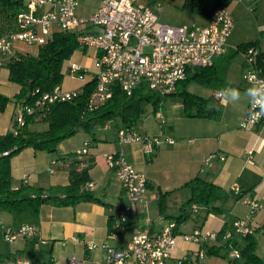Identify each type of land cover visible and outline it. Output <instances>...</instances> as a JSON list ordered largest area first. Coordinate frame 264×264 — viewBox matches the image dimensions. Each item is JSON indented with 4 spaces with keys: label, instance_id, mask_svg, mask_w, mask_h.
Wrapping results in <instances>:
<instances>
[{
    "label": "crops",
    "instance_id": "0c3cea01",
    "mask_svg": "<svg viewBox=\"0 0 264 264\" xmlns=\"http://www.w3.org/2000/svg\"><path fill=\"white\" fill-rule=\"evenodd\" d=\"M88 1L90 2L89 10L82 7L84 0L80 1V5L76 9L77 17L92 16L99 10L103 2V0ZM136 1L150 6L160 15L157 0ZM171 2L170 0L166 4L165 9L171 8ZM256 4L259 6L255 11L256 14L260 12L262 15L257 20L261 37H255L256 39L236 38L234 37L235 25L228 38L227 49L230 45L237 44V47L245 42L258 41L261 50L264 51L262 42L264 0H256ZM24 6L25 0L24 5L18 8L9 11L0 9V35L16 31V17L24 9ZM208 20L202 18L201 24L206 25ZM56 31L58 30L54 29V32ZM95 31L97 28L91 25L80 28V32L92 33ZM17 48V53L11 60L17 58L22 52H28L21 50L18 46ZM241 55V60L238 63L239 67L242 66L241 69L239 68L240 72H243V67L246 66L245 56ZM6 56L8 55L0 53V93L10 98V101L5 111L0 112V135L14 130L15 117L22 109L21 103L15 98L20 91V86L16 83L13 85V82L9 80L8 64L11 60H6ZM4 65L8 68L6 75H3L2 67ZM69 66L66 69L69 79L81 81V84L77 87H65L61 83L65 91L79 90L93 79L95 71L87 73L85 81L71 77ZM238 84L243 85L242 80ZM236 86L234 84V87L241 91V99L235 104H223L221 99L215 96L216 91L225 87L213 89L212 98H206L209 100L208 109L212 115L206 117L187 116L182 99H179L182 103L181 106L180 102L170 98L166 110L168 127L167 130L164 129V132L166 136L175 139V143L163 142L154 154L145 153L140 142L121 143L118 135L120 128L113 129L107 124L97 131L96 136L93 135V139L88 133L78 139L73 136L62 141L58 145L56 153L46 150L37 151L28 147L13 156L10 161L13 188H19L24 184L44 189L65 186L70 182V173L73 168L82 170L87 167L90 177L88 183L93 184V187L88 188L87 186V188L95 193L99 201H84L68 206L45 203L40 207L38 214L29 210L18 211L0 208V227L2 229L33 224L39 231L35 238L18 239L13 243H8L5 238H1L0 258L20 257L40 262L47 261L52 264H67L72 257L84 260V264H96V260L105 262L108 252L103 248L104 245L122 249L129 248L136 233L158 234L168 224L176 223V217L181 215L184 209H187L186 212L194 222L188 228L181 225L177 229L180 235L173 251V257L183 259L184 264H199L200 262L233 264L228 258L227 241L222 237L216 242H208L204 247L205 257L198 258L196 252L200 250L201 246L185 240L181 234L192 233L201 227L220 234L227 224H232L236 218L245 217L249 213V205L244 202L243 198L252 196L262 205V209L254 219L253 236L256 240V253L264 264V121L251 130L241 127L249 108L247 98L243 93L251 84L248 82L246 88ZM32 125L37 128L39 122ZM86 141L91 142L88 156L82 159L78 158L76 162L74 160L63 161L57 164L53 173L49 171L53 159L70 153L74 154L83 147ZM249 151L252 153L249 154ZM108 154L123 155L138 171L144 172L149 180L145 200L135 205L134 212L129 216V221L121 227L117 226L118 213L127 201V195L116 170L111 168L107 162ZM212 154H217V156L207 161ZM221 156H224V159ZM26 176L28 177L25 180ZM196 176H202L226 191H230L234 185H238L241 188V193L231 192L227 200L220 201L218 205L222 207V210L218 212L211 211L208 207L200 204H197L199 210L194 211L192 205L196 203H192L188 209L190 193L183 186ZM160 191H174L168 196L165 212H161L160 209ZM193 212L196 215H192ZM111 217H114V222L111 221ZM111 227L115 228V231L112 232ZM0 234L2 235V231ZM77 237L94 242L99 247L88 250L84 243L75 241ZM234 241L240 248L245 247L249 242L246 237L241 236H236ZM242 261L244 262L245 259Z\"/></svg>",
    "mask_w": 264,
    "mask_h": 264
},
{
    "label": "built area",
    "instance_id": "2783aa9c",
    "mask_svg": "<svg viewBox=\"0 0 264 264\" xmlns=\"http://www.w3.org/2000/svg\"><path fill=\"white\" fill-rule=\"evenodd\" d=\"M81 0H25L24 9L16 17L17 29L14 32L0 36V53L14 55L17 53V42L41 46L53 36L54 29L77 32L79 46L95 47L98 49L96 69L93 79L96 87L88 102L89 109H98L112 98L115 86L122 88L128 95L145 83L148 87L162 96L176 91L179 82L185 80L191 68L208 67L215 59L227 50V41L231 35L235 20L227 7H219L209 18L206 25L193 24L190 27H173L161 22L159 15L147 5L136 0H103L99 10L88 18L76 16V9ZM169 0H157L159 10H164ZM85 25L95 26L97 31L92 33L80 32ZM253 53V49L249 50ZM71 59V58H70ZM248 63L253 58H247ZM88 71L76 62H71L69 75L86 80ZM1 74V69H0ZM264 79V71L248 67L245 79L252 84V78ZM83 91H65L61 85L52 91L40 94L33 104H27L15 117L18 126L26 122V116L43 110L56 102L69 101ZM220 91L215 96L220 99ZM264 121V117L254 120L249 116V108L241 127L251 130ZM165 114L160 115V123L166 124ZM121 143L140 142L144 152L154 154L163 143L173 144L175 139L165 135L164 130L159 135H142L135 130L120 128L118 131ZM90 142L86 141L75 154L79 158L89 155ZM249 154L252 151L248 152ZM8 152L5 153V155ZM217 154L208 157L210 161ZM224 159V156H221ZM107 162L114 168L127 195V201L118 213V227L129 221L137 203L145 200L148 189V177L138 171L121 154H108ZM66 161V160H64ZM63 161L53 159L49 171L53 173L57 164ZM28 176L25 177V180ZM93 187L92 183L87 184ZM241 193V188L234 185L231 190ZM242 199V198H241ZM249 205V213L245 217L236 218L231 229L219 234L205 228H197L192 233L181 234L187 240L201 246L196 252L198 258L205 257V245L216 242L220 237L227 241L228 258L231 261L241 258L240 250L234 246L235 237H247L254 234V219L262 209L259 201L248 196L243 198ZM194 211L199 210L193 204ZM2 235L8 243L18 239H32L38 235V228L33 224L19 227L1 228ZM179 233L176 223L168 224L158 234L138 232L134 235L129 248H115L104 245L108 252L105 262L96 260V264H184L183 259L173 257ZM76 242L84 243L88 250L99 247L94 242L75 238ZM0 264H52L20 257L0 258ZM67 264H84V260L72 257ZM199 264H205L200 262Z\"/></svg>",
    "mask_w": 264,
    "mask_h": 264
},
{
    "label": "trees",
    "instance_id": "16d2710c",
    "mask_svg": "<svg viewBox=\"0 0 264 264\" xmlns=\"http://www.w3.org/2000/svg\"><path fill=\"white\" fill-rule=\"evenodd\" d=\"M231 1L184 0L182 6L202 18L209 19L217 8H228ZM23 5L24 0H0V9L8 11ZM78 47L77 32L58 30L53 33L47 43L39 47L38 54L22 52L9 62V80L20 86V91L15 98L22 107L33 104L40 94L52 91L56 86L61 85L64 79V64ZM250 49H253L252 54L249 53ZM239 54L245 56L247 67L264 71V51L261 50L260 43L258 41L245 42L232 51L227 49L224 54L215 59L211 66L191 68L187 78L179 82L176 91L169 95H176L182 99L187 116H211L212 113L208 109L209 100L191 92L190 83L194 81L212 89L227 85L230 65L233 58ZM249 56L253 58L252 63L247 61ZM95 87L96 80L92 79L72 100L56 102L43 110H37L32 115H27L26 122L22 126H18L14 120V130L0 135V208L29 210L38 214L40 207L45 203L68 206L84 201H99L95 193L87 188V183L90 181L87 167L82 170L73 168L70 173V182L65 186L44 189L24 184L15 189L12 187L11 158L28 147L37 151L46 150L56 153L62 141L75 136L79 131L92 133L98 125H107L117 118H121L124 122L125 127L122 128L135 130L148 111V107L152 106L155 112L169 96L158 94L145 83L137 87L130 95L119 86H115L112 98L98 109L92 110L88 108V102ZM9 101L10 98L0 93V112L5 111ZM39 121L44 122L47 127L34 128L32 124ZM6 152L8 154L5 155ZM78 158L75 153H70L56 159L76 162ZM183 188L189 190V205L192 203L204 205L215 212L222 210L218 203L227 200L231 195V191L222 189L202 176L194 177ZM173 192L160 191L161 212H165L168 196ZM186 211L187 209H184L183 213L176 217V229L190 217ZM114 220V217H111V221L114 222ZM231 227V223L227 224L220 234H224ZM111 231H115V228L111 227ZM246 238L249 242L245 247L240 248L237 243L234 244L240 250L241 258L231 262L233 264H263L256 253L255 237L250 235ZM243 259H245L244 262Z\"/></svg>",
    "mask_w": 264,
    "mask_h": 264
},
{
    "label": "rangeland",
    "instance_id": "374dc122",
    "mask_svg": "<svg viewBox=\"0 0 264 264\" xmlns=\"http://www.w3.org/2000/svg\"><path fill=\"white\" fill-rule=\"evenodd\" d=\"M171 1H172L171 2L172 5L170 9H164V10L159 11L160 20L162 23L171 25L173 27H179V28L190 27L194 23L196 24L202 23L201 16H199L198 14L182 6L184 3V0H171ZM89 3L90 2L88 0H84V2H82V7L85 8L86 10H89V6H90ZM228 8L233 18H235L236 20L235 22L236 32L234 34V37L236 38L246 37L248 39L249 38L256 39V38L261 37L260 31L258 30L257 20L258 18L262 17V15H260V12L258 14H256L255 12L259 8V6L256 4V0H232ZM262 42L264 43V36L262 38ZM16 45L21 50H27L29 53L34 54V55L38 54L39 52L38 45H28L25 42H18V44ZM236 45L237 44L230 45L228 49L232 51L233 50L232 48L233 47L235 48ZM97 52H98V49H96L95 47L79 46L77 50L74 52V54L72 55V58L68 59L64 64L63 68L65 69L64 70L65 74H64L62 86L77 87L79 84H81V81L71 80L68 77V71H66V69L69 66V64L73 61L78 63L79 65L83 63V65L85 66L83 65L81 66L84 69H86L88 73L94 72L96 69ZM14 56L15 54L8 55L6 56V60L9 61ZM238 56L234 57L232 60V65L230 68L229 76L227 78L228 82H227V85L223 87H228V86L234 87V84H235V86L237 85L236 87L246 88V86L248 85V81L245 79V76L248 73V67L247 66L243 67V72H240V69L242 68V66L239 67L238 62L239 60H241L242 55L239 54ZM2 70H3V75H6V73L8 72L7 66L4 65L2 67ZM241 80L243 82V85L238 84L239 81ZM12 84L15 85V83H12ZM189 88L191 92L199 96L209 98V99L212 98L211 94L213 93V89L211 87L201 85L193 81L190 83ZM167 98L168 99H165L162 103V106L158 108L155 112L152 106L148 107V111L143 116L142 120L138 123L135 129L136 132H139L142 135L147 134L148 136H154V135H159L160 132L164 129L167 130L166 128L168 127V124L162 125L160 123V115L165 114L166 116V110L168 108L170 98L171 99L174 98L173 100L175 101L177 100L176 102H180L182 106V103L179 100L180 97L169 95ZM166 119H167V116H166ZM108 124L111 128L117 129V130L118 128L125 127V124L121 118H117L115 121L109 122ZM46 127L47 125L44 122L39 121V125L37 127L38 129H44ZM102 128H103V125H98L92 133L81 130L79 134L75 135V138L77 139L81 138V136H83L84 134H88V133L90 134L89 136H91L92 138L96 136L97 131ZM77 139H73V140L75 141ZM190 207L191 205L188 204V209H190ZM192 215H196V213L193 212ZM193 222H194L193 218L189 217L182 225L188 228L189 226L193 224ZM1 238H4V236L0 234V239Z\"/></svg>",
    "mask_w": 264,
    "mask_h": 264
},
{
    "label": "clouds",
    "instance_id": "9594fccd",
    "mask_svg": "<svg viewBox=\"0 0 264 264\" xmlns=\"http://www.w3.org/2000/svg\"><path fill=\"white\" fill-rule=\"evenodd\" d=\"M250 87L244 90L243 95L249 104V116L254 120L264 117V79L252 78ZM220 99L223 104H235L241 99V91L235 87H225L220 91Z\"/></svg>",
    "mask_w": 264,
    "mask_h": 264
}]
</instances>
